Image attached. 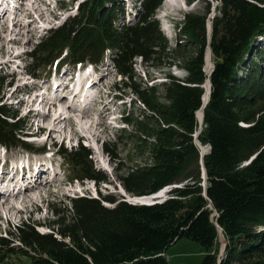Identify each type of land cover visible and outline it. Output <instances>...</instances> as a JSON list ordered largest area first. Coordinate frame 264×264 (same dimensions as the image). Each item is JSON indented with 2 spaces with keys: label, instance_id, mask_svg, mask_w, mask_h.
Returning a JSON list of instances; mask_svg holds the SVG:
<instances>
[{
  "label": "trees",
  "instance_id": "16d2710c",
  "mask_svg": "<svg viewBox=\"0 0 264 264\" xmlns=\"http://www.w3.org/2000/svg\"><path fill=\"white\" fill-rule=\"evenodd\" d=\"M120 1L85 2L77 16L33 47L31 74L45 76L56 64H98L110 50L125 89L145 107L131 109L124 119L128 129L106 145L118 163L115 177L133 197L183 187L152 206H134L113 194L69 198V204L51 208L57 218L48 225L52 233L30 221L18 227L16 240L13 234L0 237V264L19 256L25 259L19 264H169L166 254L181 240L207 249L202 264H264V0H218L211 36L209 11L186 14L175 48L156 18L162 0H139L142 14L123 27L116 26L124 20ZM208 50L215 65L210 77ZM137 57L147 71L172 60L187 76L146 84L136 74ZM210 84L203 121V87L208 96ZM27 129L17 111L0 105V144L28 149L22 139ZM199 132L198 141L209 151L204 157L195 139ZM121 145L131 148L136 165L122 164L109 148ZM60 149L72 180L109 183L87 147Z\"/></svg>",
  "mask_w": 264,
  "mask_h": 264
},
{
  "label": "rangeland",
  "instance_id": "374dc122",
  "mask_svg": "<svg viewBox=\"0 0 264 264\" xmlns=\"http://www.w3.org/2000/svg\"><path fill=\"white\" fill-rule=\"evenodd\" d=\"M87 1L89 0H9L8 2L0 0V13H6L4 20H0V76L1 78H5V84L0 87V105H8L10 109L17 111L20 117L25 118L30 133L38 132L37 123L34 118H31L32 111L41 110L38 109V106L42 98L45 99V96L48 97V95H51V84L55 81L60 82L63 78L64 80H69L68 75H70L71 69L66 68L64 70H59L55 74L56 70L52 67L46 71L47 74L45 76L39 72L31 75L34 65L33 60L28 54H30L33 47L46 37L51 30L61 27L70 17L77 16L81 6ZM174 1L179 3L180 12L172 11L170 6L164 5L163 3L157 13V19H159V22L162 24V33L169 39L171 46L175 48L176 42L181 40L179 35L181 27L178 26V24L184 19L185 14L204 12L207 10L210 12L209 17L214 18L216 16L219 1L194 0L190 6L188 3L189 0ZM125 9L126 14L129 13V7H127V5ZM165 11L171 16L170 18H164L163 13ZM169 12H173V15ZM209 23L212 25L211 22ZM3 47L5 49H2ZM171 62L172 60L167 61L165 65L150 68L149 71H147L138 61L135 71L138 77H143L142 81L146 84H162L167 81L169 75L175 76V78L178 79L185 78L187 72ZM212 65H214L213 57L209 53L206 58L205 66L208 72L211 71ZM103 69L105 68L101 65L98 74L94 71V68L88 69L90 75L96 76L93 81H97V88L102 90L100 98L96 100L97 102L93 100L92 103L95 104L87 106L84 110L86 116L89 117L81 123L74 121L73 123L72 121L57 123L55 130H53V119L57 116L58 111L51 112L46 108L44 119L48 126L47 129L44 130L42 137L38 139L42 141L41 143H45L47 140L46 143L48 145L46 148L48 150L53 147L52 145L55 143L61 145L60 143L62 140L66 142L63 145L66 148L75 147L77 146V139L84 138L85 145L91 148L93 152L94 163L97 169L104 171L110 178L108 185L103 184L100 187L97 185L98 190L94 186V183L88 181L83 183L74 182L70 185L73 171L69 174L68 169L64 180L58 179L56 182L51 183V185L44 183L43 177L37 185V188H41L42 190L40 193L31 195L30 192H25L27 198L31 197L32 200H28L29 204L28 202L26 203V208H23L20 201L17 199V201L15 200V197L11 198V200L9 199V202H14L15 200L20 204L21 207L18 208L23 212L11 213L12 217L10 222H7L5 218L0 220L2 223L0 226L2 235L7 228L14 234L15 228L21 224L22 221H31L37 224L45 223L46 225L51 224L57 218L51 213L50 207L54 206L53 204L60 206L61 204H69V197L87 196L97 198L100 196V193L103 195L113 194L118 197L117 199L123 197L122 192L124 193V190L115 177L118 168L116 167L117 162L115 161V157L109 156L106 153L105 149L108 143H115L119 140L115 128V125L119 124L118 120H121L119 117H127L130 109H133L134 104H136L135 102H137L136 107H138V105L141 107L143 106L140 105L136 96L132 95L128 89H125L122 83L119 84L120 90L109 91L107 88L104 89L106 84L110 85L114 81L116 84L119 83L120 77L113 69L106 71L107 73L105 75ZM60 74H62V77H60ZM77 74L81 75V72L77 71ZM64 84L66 85V82H64ZM107 91L111 93L107 94ZM47 92L48 94L45 95ZM75 100L77 101L76 98ZM72 109H66L63 113L66 114L67 117L73 116L76 110ZM72 125H74L75 131ZM90 125L93 127H90ZM76 130L78 133H75ZM70 138L73 139L71 144L69 143ZM34 147L36 148V146ZM109 148L115 152L120 160H123L121 161L123 162L122 164L126 166L137 164L138 161L134 158L131 148L122 145L116 148L109 146ZM55 149L57 150L56 147ZM206 150L208 151L207 148ZM25 151L26 150L22 148H9V153L12 152L10 155L7 149L0 146V169L2 168V164L7 161L9 169L10 167L12 169H18V174H21L22 165H26L28 161L32 159L38 161L39 164L44 163L42 160L43 158L38 156L35 150H32V152ZM40 153L42 154L43 151L40 150ZM48 157L44 156V158ZM144 163L145 161L142 162V164ZM65 164L64 162V167ZM120 166L121 163L119 167ZM0 207L2 208L1 205ZM35 207L39 209V213H36ZM2 212L5 213L7 211L2 210ZM38 230L43 233H50V228L48 227L38 228ZM17 237L18 235H16L14 239ZM220 242H222L221 253L224 247L223 236H221ZM207 254V249L199 243L190 240H181L168 250L166 257L169 264H202ZM23 261H25L24 257L19 256L9 259L6 261V264L7 262L19 264Z\"/></svg>",
  "mask_w": 264,
  "mask_h": 264
},
{
  "label": "bare ground",
  "instance_id": "6f19581e",
  "mask_svg": "<svg viewBox=\"0 0 264 264\" xmlns=\"http://www.w3.org/2000/svg\"><path fill=\"white\" fill-rule=\"evenodd\" d=\"M166 4H168V5H170V7H172L173 8V10L174 11H176V10H180L179 8V3L177 2V1H174V0H166ZM182 7V6H181ZM6 17V13L4 14H1L0 13V20H4V18ZM2 49H5L4 47L2 48ZM46 97V96H45ZM206 97L207 96H205V100H206ZM74 98V100H75V97H73V95H71V99H73ZM97 102V101H96ZM55 104L56 103H53V105L55 106ZM94 105V104H93ZM75 108V107H74ZM73 108V109H74ZM90 108V107H89ZM84 109H86V108H83V109H81L80 111L78 110H76L77 112L76 113H74L73 114V116L72 117H70L69 119H67V118H65L64 117V113L63 112H61L54 120H53V124H54V128H53V130H55V126H56V124L57 123H62V122H65V121H72V123H73V121L74 122H83V121H85V119L87 118V117H89V116H86V114L85 113H83L82 111L84 110ZM91 118V117H90ZM66 123V122H65ZM89 125V124H88ZM70 126V125H69ZM85 126H86V124H85ZM72 127H73V129H74V131H75V127H74V125H72ZM87 127V126H86ZM90 127H93L92 125H90ZM88 129V128H87ZM75 133H78V131L76 130V132ZM97 137V136H96ZM1 163V162H0ZM55 165V164H54ZM31 171H30V175H28V176H30V177H28V178H31V179H33V178H35L36 177V175H35V173H34V171H33V169L31 168L30 169ZM58 171V170H57ZM39 172L40 173H45V171L43 172L42 170H39ZM14 176H16V174L14 175ZM35 183H36V180H33V182H32V184H34V188H33V193H40V191H42L41 190V188H37V185H35ZM26 184V183H25ZM25 184H22V182H21V180H18V182H17V186H18V188H19V190L16 192L18 195L17 196H19V197H17V198H15V200L16 199H23V202L21 203V206H23V208H26L25 206H26V203H27V199L29 198H27V195L25 194V192H26V190H27V188H29V187H25L24 185ZM15 187H13V189L12 190H10V192H15ZM4 191H7V190H4ZM36 191H39V192H36ZM19 193H21V194H19ZM166 191H163L161 194H159L158 196V198L156 199V200H160L161 198H165V196H166ZM7 197H9V194H7ZM132 198V197H131ZM14 200V201H15ZM32 201V200H31ZM28 204H29V202H28ZM137 204V203H136ZM5 206H8L9 207V210H10V212H9V216H8V219L9 220H11V217H12V215H11V213H14V212H19V213H21L22 212V210L21 209H19V208H17V206L16 205H14V203H12V202H9V199L7 198V201L5 202V204H4ZM140 205H142V204H140ZM3 216V212H2V208L0 207V217H2Z\"/></svg>",
  "mask_w": 264,
  "mask_h": 264
},
{
  "label": "water",
  "instance_id": "95a60500",
  "mask_svg": "<svg viewBox=\"0 0 264 264\" xmlns=\"http://www.w3.org/2000/svg\"><path fill=\"white\" fill-rule=\"evenodd\" d=\"M213 72V71H212ZM212 72L210 73V76L212 75ZM210 82V81H209ZM207 83V82H206ZM206 85V84H205ZM205 89V95H206V88L205 86L203 87ZM211 89H212V85L210 84L209 86V92H208V96L206 97V100H205V95L203 97V108L200 110V111H203V115H202V118H203V121H204V109L205 107L207 106V104L209 103L210 101V95H211ZM199 111V112H200ZM198 115V114H197ZM198 118V116H197ZM199 120V118H198ZM203 121L200 123V125L202 126L203 125ZM200 133H198L195 138L197 139L198 136H199ZM198 142V141H197ZM199 146L201 147L202 145L198 142ZM202 148V147H201ZM203 151V150H202ZM204 153V151H203ZM204 156V155H203ZM202 171H203V178L205 180V182L207 183V172H206V168L204 166V163L202 162ZM206 185V184H205ZM205 193H206V186H205ZM159 197V196H148V197H140V198H137L136 200H139L140 203H144V204H153L155 203L157 200L156 198Z\"/></svg>",
  "mask_w": 264,
  "mask_h": 264
}]
</instances>
